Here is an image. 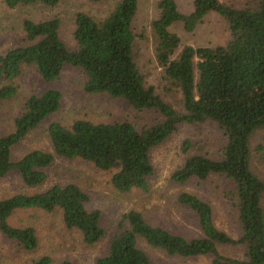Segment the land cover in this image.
Returning a JSON list of instances; mask_svg holds the SVG:
<instances>
[{
	"label": "trees",
	"instance_id": "trees-1",
	"mask_svg": "<svg viewBox=\"0 0 264 264\" xmlns=\"http://www.w3.org/2000/svg\"><path fill=\"white\" fill-rule=\"evenodd\" d=\"M88 1L98 4L103 0ZM3 2L8 9H16L55 7L60 0ZM157 9V17L150 23L155 62L167 83L166 91L180 95V110L164 102L155 88L146 84L137 66L132 23L138 0H119L98 20L77 13L73 50L60 37L61 21L52 17L39 22L24 20L25 45L0 52V102L16 97L18 89L13 81L23 67L34 68L43 82L53 83L70 66L85 77V93L106 95L124 101L137 112L153 111L160 117L158 122L139 129L126 120H77L68 127L52 123L46 129L50 150H31L13 161L12 148L61 106L58 90L29 96L13 120L12 131L0 135V180L17 173L23 188L33 191L0 200V232L31 252L38 243L35 231L30 227L15 228L9 218L17 210H58L65 227L77 231L84 244L98 243L105 236L101 214L86 208L89 198L77 185H53L35 191L45 184L46 170L57 159L81 160L97 170L111 172L110 184L119 193H148L149 179L154 174L151 150L180 124L213 122L225 137L222 157L215 160L207 155H190L170 179L177 185L204 182L211 176L227 181L230 189L224 196L234 204L239 236L233 238L216 227L210 204L181 192L177 202L195 215L199 238L186 239L153 226L132 210L121 217L118 229L110 236L107 253L95 264H153L140 244L168 257H210V264H264V181L250 169L249 146L251 136L264 129V0H247L245 7L238 9L219 0H193L192 10L186 15L178 11L174 0H160ZM210 13L228 24L230 39L224 46L182 47L179 37L169 30L181 24L191 33ZM185 146L191 147L188 143ZM223 247L240 249L242 258L223 256L219 250ZM32 264L55 263L42 256Z\"/></svg>",
	"mask_w": 264,
	"mask_h": 264
},
{
	"label": "rangeland",
	"instance_id": "rangeland-1",
	"mask_svg": "<svg viewBox=\"0 0 264 264\" xmlns=\"http://www.w3.org/2000/svg\"><path fill=\"white\" fill-rule=\"evenodd\" d=\"M119 0H103L98 4L88 0H60L55 7L41 5L8 9L0 0V52L24 46L22 22L43 21L57 17L61 21L60 37L66 46L73 50L74 16L85 13L94 19L103 18ZM160 0H138V10L132 23L135 38L136 63L148 86L155 88L157 95L180 110V95L167 90L161 69L156 66L153 35L150 23L157 17V4ZM181 14H189L193 0H174ZM234 8H243L247 0H219ZM176 34L181 46L193 48L224 46L230 39L227 22L215 13L208 14L193 32L188 33L181 24L169 29ZM85 77L79 69L66 66L53 83H45L32 67H23L13 84L18 92L14 99L0 102V135L12 131L13 120L21 113L25 100L47 90H58L61 95L59 110L48 117L38 129L12 148L13 161L19 160L31 150H50L46 129L52 123L68 127L74 121L86 120L92 123L129 121L136 128L150 126L160 117L153 111L137 112L121 100L106 95H91L84 92ZM191 145L186 148L185 144ZM225 145L224 134L213 122L198 125L180 124L176 131L150 153L154 174L149 179V192L132 190L123 194L115 191L110 184L111 172L95 169L81 160L66 161L57 159L46 170L45 184L35 191L45 190L53 185H77L89 198L86 208L98 210L105 236L94 245L83 243L80 234L65 227L60 211L46 213L41 210H17L8 222L15 228L30 227L35 231L38 243L35 250L24 251L16 242L8 240L0 232V264H32L42 256H48L53 263L69 261L72 264H95L107 253L110 236L118 229L121 217L129 211H136L153 225L173 234L193 239L200 237L197 219L187 208L177 202L181 192L194 194L210 204L213 220L218 229L233 238L239 236L233 202L225 198L229 183L221 177L211 176L204 182H190L177 185L170 179L171 174L182 166L185 159L193 154L207 155L220 159ZM250 169L264 181V129L256 131L250 138ZM33 191L23 188L20 177L12 173L0 180V200L19 192ZM264 207V198H263ZM153 264H210V257L183 259L168 257L140 244ZM220 253L229 258H242L237 248H220Z\"/></svg>",
	"mask_w": 264,
	"mask_h": 264
}]
</instances>
